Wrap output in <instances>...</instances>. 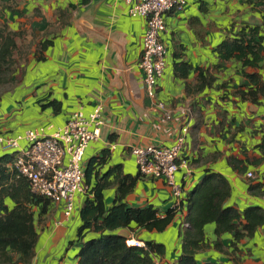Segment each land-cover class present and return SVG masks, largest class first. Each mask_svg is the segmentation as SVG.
<instances>
[{
  "label": "crops",
  "instance_id": "0c3cea01",
  "mask_svg": "<svg viewBox=\"0 0 264 264\" xmlns=\"http://www.w3.org/2000/svg\"><path fill=\"white\" fill-rule=\"evenodd\" d=\"M164 18L166 65L151 99L139 68L146 21L129 14L126 0H0V22L19 34L22 67L8 91L9 111L0 113V135L17 137L37 129L50 135L74 112L88 116L100 105L103 124L97 140L85 149V170L93 157L107 151L109 158L97 169L98 175L120 165L124 174L137 178L126 197L128 205H152L165 216L175 202L171 189L164 179L140 175L132 150L171 146L188 124L184 156L191 174L185 179L184 169L175 174L183 188V210L162 232L119 231L129 240L164 245V254L154 257L155 264H179L187 200L207 173H218L227 181L224 207L240 213L260 207L264 212V93L255 102L248 97L264 85V51L254 65L245 64L253 59L251 55L222 58L216 51L224 41L241 35L248 39L253 29L264 48V0H185L182 8ZM44 42L46 49L38 53ZM179 64L190 66L185 75L177 72ZM157 103L171 112L169 119ZM249 172L253 178L247 176ZM95 178L94 172L89 188L96 184ZM85 181L84 177L87 189ZM105 191L109 199L116 196V186ZM86 196L85 192L74 195L68 220L63 203L51 202L43 215L35 211L39 237L32 264H78L77 254L67 255L69 248L63 257L58 250L70 240L78 251L72 242ZM113 201L105 199L108 207ZM244 223L237 222L240 229ZM204 231L196 264H264V225L239 239L232 232L217 233L215 223L207 224Z\"/></svg>",
  "mask_w": 264,
  "mask_h": 264
},
{
  "label": "trees",
  "instance_id": "16d2710c",
  "mask_svg": "<svg viewBox=\"0 0 264 264\" xmlns=\"http://www.w3.org/2000/svg\"><path fill=\"white\" fill-rule=\"evenodd\" d=\"M257 29L250 31L249 38L241 35L238 39L224 41L216 49L222 58H243L251 55L253 59L245 64L254 65L259 53L264 51L260 44ZM19 34L11 31L0 22V87L16 82L15 58L21 54L16 39ZM48 42L40 43L37 52L46 49ZM20 53V54H19ZM189 65L179 64L177 72L186 74ZM264 93V85L248 94L249 99L257 101ZM56 102H52L54 105ZM109 154L103 151L93 157L85 170L87 189L86 198L80 209L81 225L77 229L78 264H155V255H163L165 248L153 241L144 242L145 247L129 246L128 238L119 234L122 229H146L164 231L175 219L181 208H170L165 216L152 205L133 207L128 205L126 197L132 191L137 178L124 174L117 165L99 176L97 169L107 162ZM14 155L5 154L0 158V264H32L35 257L39 234L35 225V211L46 214L51 201L35 195L31 191L29 180L14 167ZM96 184H90L93 173ZM116 186V196L111 207L105 198V189ZM229 196L227 181L218 173H207L194 192L188 197L189 224L181 232L182 256L179 264H196L195 254L203 247L205 226L216 224V232H232L239 239L264 225V212L260 207H249L243 213L232 207H224ZM11 201L12 206L9 203ZM244 220L241 229L237 222ZM15 256L17 258L15 259Z\"/></svg>",
  "mask_w": 264,
  "mask_h": 264
},
{
  "label": "built area",
  "instance_id": "2783aa9c",
  "mask_svg": "<svg viewBox=\"0 0 264 264\" xmlns=\"http://www.w3.org/2000/svg\"><path fill=\"white\" fill-rule=\"evenodd\" d=\"M129 14L146 21V30L142 42V54L139 68L143 73L147 96L154 98L158 81L162 77L166 61V47L161 35L166 30L165 14L180 9L185 0H126ZM157 109L163 111L167 119L171 112L166 111L163 103H157ZM102 106L84 116L81 111L74 112L66 124L54 133L47 135L41 129L28 130L17 137L0 135V148L14 152V167L29 180L31 191L52 203H63V216L70 218L74 210V195L86 191L84 186V154L89 142L97 140L103 124ZM188 116L190 113L187 111ZM189 125L185 124L171 146L150 145L133 148L140 175L155 179H164L175 199L172 208L182 206V186L175 181L177 171L184 169L183 178L191 174L189 160L185 158L186 135ZM22 142L26 146L22 145ZM249 178L254 174L249 172ZM60 225L61 222H57ZM184 228L189 224L184 222ZM127 240L129 246L145 247L141 241Z\"/></svg>",
  "mask_w": 264,
  "mask_h": 264
},
{
  "label": "rangeland",
  "instance_id": "374dc122",
  "mask_svg": "<svg viewBox=\"0 0 264 264\" xmlns=\"http://www.w3.org/2000/svg\"><path fill=\"white\" fill-rule=\"evenodd\" d=\"M15 62H18V57L15 58ZM14 68H15V74H14V76H15V79H16L17 78L16 77V74L22 72V70H21L22 67L20 66V64L15 63V67ZM15 83L16 82H14V83L12 82V83H9V84H7V85H5L3 87H0V96H2L4 94L3 95V102L0 103V104L3 105V108H1L0 113H3V114L4 113H8V111H9L8 110V102H9L8 101V97H9V94H10L8 91L13 88V86L15 85ZM22 145L26 146V144L24 142H22ZM15 151H17V149H12V150H9V151H4V150H2L0 148V158L2 156H4L5 154L12 155ZM104 192H105V199H106V201L109 202V203L112 202L114 200L115 194H113V196L109 199L107 197V191H104ZM36 210L38 211V209H36ZM157 243H159V242H157ZM73 247L70 245V240H68L67 243H66V245L64 246V248H61V247L59 248L60 250H58V254L60 255V257H63L64 254H65V252H66V249L69 248V250L67 252V255L68 256H71V254L73 253V256H75L78 253V251L75 253ZM181 247H182V245H181Z\"/></svg>",
  "mask_w": 264,
  "mask_h": 264
},
{
  "label": "bare ground",
  "instance_id": "6f19581e",
  "mask_svg": "<svg viewBox=\"0 0 264 264\" xmlns=\"http://www.w3.org/2000/svg\"><path fill=\"white\" fill-rule=\"evenodd\" d=\"M130 242H132L131 244H133V243H134V240H132V241H130Z\"/></svg>",
  "mask_w": 264,
  "mask_h": 264
}]
</instances>
